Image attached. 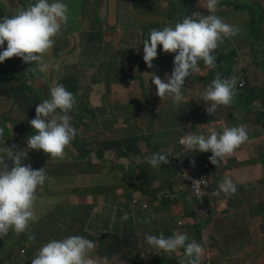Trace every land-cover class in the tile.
I'll list each match as a JSON object with an SVG mask.
<instances>
[{"label": "clouds", "instance_id": "obj_1", "mask_svg": "<svg viewBox=\"0 0 264 264\" xmlns=\"http://www.w3.org/2000/svg\"><path fill=\"white\" fill-rule=\"evenodd\" d=\"M131 1L137 5L143 0ZM201 1H204L205 6L200 8L196 5L198 11L191 16H185L182 22L175 21L171 25L152 29L140 46L139 58L143 55L146 66L153 68L152 62L157 56L163 58L164 65H168L169 59L164 58V54L174 55V67L171 75L166 78L167 82L155 73H146L157 89L156 95L161 100L171 98L170 104L176 110H180L177 108L182 106L193 105L204 111V123L214 124L213 127L208 125L206 131L193 134L189 127L194 123H180L179 130L183 135L172 149L143 157L151 167L163 169L178 157L188 155L191 168L179 173V177H183L190 185L194 198L205 200L209 192L206 189L207 180L213 173L221 172L228 161L233 159L235 151L247 142L248 132L247 126L243 124L224 127L222 130L220 123L214 118L217 109L230 106L236 89L245 85L240 86L242 73L235 74L232 71L230 75L225 74L227 69L232 70L229 59H226V43L240 35L242 30L235 22L221 14H215L221 8L233 9L236 0ZM67 4L64 0H36L34 4H29L16 14L2 16L0 63L16 65L14 72L25 66L35 65L32 68L34 73H47L49 65L44 59L52 54L55 40L59 39L57 36L67 25L68 17H72ZM244 5L237 8L245 10L253 6L249 4L248 7L246 3V7L242 8ZM254 9L253 6V13L249 16L251 18ZM94 17L99 19L97 13ZM102 28H99L101 35ZM92 37L95 36H91L90 40L96 45ZM226 60L229 61L228 65ZM222 63L226 66L224 70L220 69ZM234 76L236 80L233 79ZM188 77L193 80L209 78L199 101L190 100L191 93L187 88L190 82L185 81ZM72 93L75 92L63 81L53 83L47 94L30 106V111L36 112V115L30 121L34 134L28 136L27 146L23 147L22 143L19 146L17 138L12 137L8 141L10 147H7L6 153L0 155V238L7 236L9 232H14L17 236L25 233L38 220L40 213L45 212L41 210V205L50 177L44 162L64 160L75 142L80 140L77 129L71 123L70 113L75 110L76 104ZM153 104V109L145 110L158 109L154 101ZM151 116L155 119L154 114ZM197 120V125L203 123L200 119ZM3 133L4 129L0 128V137ZM199 153L204 156L202 164L192 158ZM39 156L44 159L37 158ZM191 169L194 171H189ZM235 192L236 185L233 180L225 177L219 190L211 194L218 197L223 193L224 196L231 197ZM121 219L128 220V214H123ZM180 221L190 222L191 226L194 222L190 218L189 221ZM180 231L182 230L171 233V237V234L163 233L146 235L145 242L154 254L162 255L164 252L171 256L183 250L179 264H201L205 255L204 247L194 240L189 242V237ZM34 239V236H29V240ZM95 247L94 242L83 236V231L68 234L66 238L51 240L41 246L31 264H100L90 255ZM103 264H109L107 257L103 259Z\"/></svg>", "mask_w": 264, "mask_h": 264}, {"label": "crops", "instance_id": "obj_2", "mask_svg": "<svg viewBox=\"0 0 264 264\" xmlns=\"http://www.w3.org/2000/svg\"><path fill=\"white\" fill-rule=\"evenodd\" d=\"M256 4L254 14L258 17V11L264 9V0H258ZM128 30L127 26L118 25L102 28V35L98 37L100 45H92L93 47L90 49L92 52L88 56L105 61L110 52L117 49L118 43L125 40L124 36ZM79 33L77 36L61 37L66 38L64 45L58 48L57 53L53 51L50 55L49 70L52 75L54 73L60 75L57 60L63 62L62 55L70 50V47L67 46L68 42L78 38ZM95 39L92 37V40ZM138 58L139 56H137ZM9 72H14V70L8 68L5 62L0 63V93L4 91L8 93L10 77H6V75ZM114 87L118 86L114 85ZM0 96L2 95L0 94ZM188 106L191 107L190 110L180 109L174 114L165 116H161L162 112L159 109L152 111L146 109L131 123H126L117 114L104 120H99V117L93 118L95 122L89 131L80 134V143L86 145V151H88L91 142L100 139L105 145L106 154H116L119 151L118 156L129 155L124 150L126 147L123 146L126 144V140L132 138L137 131L149 127L151 134H156L157 138L150 136L146 138L145 150L148 156L167 152L183 135L179 130L180 123H194L189 127V131L191 129L193 134L206 131L208 125L211 127L214 125L213 123H204V111L196 109L193 105ZM255 109L257 113L264 111V108L257 109L256 106ZM226 113L231 114L230 123H232L233 111H229L227 108L223 114ZM151 114L155 115L153 124L149 122ZM35 115L36 112L30 111L25 122H18L13 126L12 137L19 138L23 147L27 146L28 136L34 134L30 121L35 118ZM197 119L203 123L197 125ZM262 122H264V117L257 123L258 134L253 137L264 135ZM163 126H165V130ZM0 128L4 129L3 136L0 137V147H3L0 155H4L9 145L10 122L0 119ZM120 128L123 129L124 136L119 137L115 130ZM192 158L202 164L204 156L199 153L198 156H192ZM68 159L71 161L86 160L84 175L58 170L57 165L61 161L55 162L48 166L50 182L44 189L43 195L44 204L68 211L67 218L58 219V221L63 224H71L70 232L77 229L89 232L92 227L103 226L102 231L117 239L119 247H123L139 240L145 242L146 235H160L161 233L168 235L179 229L182 230L180 232L188 235L190 230L193 240L205 249L201 264H264V187L260 189L257 198L253 199V204H249L252 196L247 195L239 198L233 197L230 200L216 196L212 199L209 195L213 190H209L205 199L208 205L204 207V215L199 217V226L193 228L191 223L187 222L181 229L179 221H189V209L185 206V202L194 198L190 185L185 182L183 177H179V173L191 168V159L188 155H182L181 158L173 160L172 164L158 169L156 177L152 175L151 169L146 164H144L143 171L136 168L143 161L134 163V173H140L139 176L134 174L137 182L134 185L136 188L120 176L118 171L120 160L117 162L116 160L108 161L107 158L92 157L86 159L85 154L79 157L76 151ZM239 159L241 162L234 158L230 159L221 172H224L225 175L227 172L232 173L236 169L239 170L248 164L257 162H260L264 167V152H261L260 156L256 158L254 152L244 149L239 155ZM189 171H194V169ZM82 212L88 216L83 228H78L77 222L81 218ZM125 213L129 216L126 221L121 219ZM259 215L263 216V220L259 219ZM41 221H47L45 212L40 213V217L34 224L37 225ZM36 237L46 238V235L41 233L36 234ZM21 240L25 241V246L5 248V252L0 254V264L1 260L4 264H24L25 262L29 264L27 261L28 239L21 235ZM145 244L147 245L146 242ZM149 249V252L154 254L150 247ZM181 257L182 251L180 250L177 260L180 261Z\"/></svg>", "mask_w": 264, "mask_h": 264}, {"label": "rangeland", "instance_id": "obj_3", "mask_svg": "<svg viewBox=\"0 0 264 264\" xmlns=\"http://www.w3.org/2000/svg\"><path fill=\"white\" fill-rule=\"evenodd\" d=\"M28 1L29 0H24L23 2L22 0H0V18L14 11H16L14 13L16 14L21 10V7H25L24 4ZM66 1L68 2V10L71 9L72 17H68L67 25L62 28V33L57 37L60 38L67 35L77 36L80 32L81 49L78 54L74 55L71 59L66 58L63 62L57 60V68L60 69L61 72L59 76L57 73L52 75L49 68L47 73H34L32 68L35 67V65L25 66L21 70L9 72L6 75V77H10V86L7 90L10 94L5 91L0 93L2 95L0 96V119L4 122H10L11 129H8V138H12L13 136L14 124L25 122L28 119L31 107L25 106L26 99L30 97L33 92H35L34 96L40 94L43 97L55 82H62L64 79H68V77L76 78L77 84L79 85V106L74 116V121L78 134H81L89 131L93 126L95 122L93 117H99V120H104L117 114L121 116L126 123L134 122L145 108H154V95L150 90L151 86L150 82H148L150 78H148L149 76L147 74L162 72L164 75L167 74V76L165 75V78H167L172 73L175 56L168 53H165L163 56L169 59L168 65L159 67L157 63L153 61V68H148L146 66L147 69L144 70L143 67L136 66L138 63L137 56H139L140 46L152 29L171 25L175 21L182 22L183 18L187 16V13H182L178 14L175 20L169 19L166 13L169 8L170 0H143L137 5L132 3L131 0ZM174 1L177 3L178 0ZM195 1L196 5L200 8L205 6L204 1ZM244 1L245 0H236V6L233 9L221 8L219 12L215 14H221L227 19L235 22L242 30L240 35L232 40H228L226 43V53L228 55L226 59H229L233 73H242L246 83L245 87L252 90L257 87L264 90L263 80L255 76L258 72L263 74L264 71V16L261 14L257 18H253L255 20L253 21L255 32L250 36L249 25L251 17L249 16L253 13V6L245 10L237 8L238 6L244 5ZM257 2L258 0H247V6L249 7V4L253 5L254 3V7H256ZM94 4H96L95 8L93 6ZM96 13L99 19L94 17ZM114 25L127 26L129 30L124 36L125 40H121L120 43H118L117 49L110 52L109 57L105 61H100L89 56L81 57L82 47H84L85 53L92 52L90 50L91 47H93L92 41L90 40L91 36L96 37L93 43L100 45L98 39L101 35L99 32L100 27H110ZM112 43L116 44V42L113 41ZM44 60L50 65V55ZM82 62H86L87 65H83ZM258 66H261V70L263 71H261ZM130 67L137 71L135 75L140 81L132 80L128 76L125 77L126 84H120L119 81L114 79L109 80L118 68L117 76L120 78L121 72H127ZM225 67V63L220 65L221 70H224ZM233 79L236 80V77L234 76ZM141 81H143L144 85ZM185 81L190 82L187 87L191 93L190 100L199 101L204 89L209 83V78L193 80L188 77ZM77 84H71L72 92L77 91ZM114 85L118 87L115 88ZM32 102L34 105L36 104V97L33 98ZM167 105L172 106L171 104ZM255 106L257 109H263L264 103H253V109ZM185 107L186 106H182L177 109H184ZM156 108L158 107L156 106ZM235 108L237 111L232 114V127L241 124L247 126L248 140L243 144V147L246 151L254 152L256 158H258L260 153L264 152V135L258 137L249 136L253 126L244 122L246 115L245 112L242 111L243 109L250 110L251 104L246 103L242 98L240 106H236ZM84 109H88V111ZM226 109L227 107H221L220 112L223 114ZM166 114L167 111L163 110L161 116H165ZM149 122L152 124L155 123L153 116L150 117ZM163 129L165 130V126H163ZM115 132L119 137L124 136L122 128L115 130ZM148 136L157 138L156 134H151L149 127L137 131V133L133 135L132 138L127 139L126 144L123 145L126 147L124 150H126L129 155L121 154L120 156H118L119 151L116 152V154H106L104 151L105 145L100 139L91 142L88 146V148H90L88 151H86V145L80 143L78 139L69 155L57 165V169L84 175L86 160L71 161V159H68L75 151L79 157L85 154L86 159L92 157L107 158L108 161L116 160L117 162L120 160L118 163L120 176L134 187L137 183L134 174L137 176L140 175V173H134V163L143 161V164L146 163L149 169H151L152 175L155 177L158 176V169L151 167L143 159L144 156H148L145 150L146 138ZM8 146L10 147V144ZM55 162L57 161L48 160L44 162V164L48 167ZM230 175L236 185V192L231 197L239 198L243 195L252 196L249 204H253V199L257 198L260 189L264 187L263 165L260 162L248 164L242 169L234 170L232 173L227 172L225 177H229ZM209 196L212 199L214 198L211 192ZM231 197L223 195L217 198L230 200ZM41 210L45 211L47 222L51 224L53 229L58 231L59 237L82 232L81 229L70 232L72 227L71 224H62L59 222L56 218L66 219L69 214L68 211L55 209L53 206L44 204V197L42 199ZM259 219L263 220V216L259 215ZM187 236L189 237V242H191L193 240V234L190 230ZM25 244V241L21 240V234L17 236L14 232H9L7 236L0 238V254L5 252V248H21L24 247ZM135 261L141 262L137 259ZM1 264H4L2 260ZM24 264L28 263L25 262Z\"/></svg>", "mask_w": 264, "mask_h": 264}, {"label": "trees", "instance_id": "obj_4", "mask_svg": "<svg viewBox=\"0 0 264 264\" xmlns=\"http://www.w3.org/2000/svg\"><path fill=\"white\" fill-rule=\"evenodd\" d=\"M23 1L24 0H22V2ZM35 2L36 0H29L28 2L24 4L25 7H21V9H24L29 4H34ZM49 2H52V0H49ZM246 3L247 1L245 0V5L242 6V8L246 7ZM93 6L96 7V4H94ZM197 11H198V8L196 7L195 0H178L177 3L174 0H170L169 8L166 14L169 19L175 20L178 14L187 13V16H191ZM15 12L16 11H14L13 13ZM258 14L259 16L261 14L264 16V9H261L260 11H258ZM253 18L254 19L257 18L255 14L252 16L250 25H249L250 26L249 27L250 36H252L255 32V26L253 24V21L255 20ZM65 41H66V38H59L55 40V44L53 47V50L55 53L58 52V48L61 45H64ZM80 42H81V35L79 33L78 38L73 39L72 41L68 42L67 46L70 47V50L67 53L62 55L63 60L66 58L71 59L74 55L78 54V52L81 49ZM88 54L89 53L87 52L85 53V49L84 47H82L81 57L88 56ZM153 61L156 62L159 67H162L164 65L163 58L159 56H157V58L154 59ZM225 63L228 65L229 61L226 60ZM82 64L87 65L86 62H82ZM116 64L118 66L117 60H116ZM15 66L16 65H11V66H8V68L14 69ZM136 66L143 67L144 70L147 69L146 64L143 60V55L140 58H138V63ZM258 68L261 70V66H258ZM118 69L115 70V74L111 76L109 80L114 79L116 81H119L120 84H126L125 77L127 76L132 80H139L136 78L135 73L137 71L134 68L130 67L127 72L125 71L121 72L120 78L117 76ZM231 73H232L231 69H227L225 71V74L227 75H230ZM155 74L158 75L164 82H167V79L165 78L162 72H157ZM255 76L258 78H261L264 83V71H263V74L258 72L257 74H255ZM141 82L143 83V81ZM148 82H150V86H151L150 90L152 91L154 95V102L156 106L158 107V109L161 112H163V110H166L167 115L178 112V110L167 105V104H170L171 98L166 97L165 99L161 100L156 95L157 89L155 85L152 83L151 79H149ZM63 83L71 89V84H77V80L75 77H68V79L63 80ZM78 91H79V85L77 84V91L75 93H72L76 99V104L74 106L75 110L72 113H70V115L72 116L71 123L74 128H76L74 116L76 112L78 111V106H79ZM8 94L10 93L8 92ZM34 95H35V92H33L32 95L26 99L25 101L26 107L32 106L34 104L32 102L33 98L36 97V101H38V99L42 97V95L40 94H36V96ZM242 98L246 103L251 104L250 110L243 109L242 111L245 112V115L247 117L244 122L251 124L253 126L249 134L250 137H253L254 135L258 134L257 123L261 121L262 117H264V111L257 113L255 107L253 109L252 106H253V103L255 104L256 102H264V90H261L257 87L254 90H252V89L245 87V85L242 88H237L232 104L227 107L228 110L233 111V112L237 111L235 107L240 106V102ZM190 109H191L190 106H186L183 110H190ZM84 110L88 111V109H84ZM219 110H220V107L217 109L216 115L214 118L220 123L222 130L224 127H232V123H230L231 114L230 113L220 114ZM93 118H96V117H93ZM262 127L264 130V122H262ZM77 135L80 137V134H77ZM16 142L18 143L19 146H21L19 138L16 139ZM2 149L3 147H0V151ZM243 150H244V147L243 145H241L240 148L237 149L235 153L233 154V158L237 160L238 162H241L239 159V155L241 154ZM37 158L44 159L43 157H40V156ZM143 167H144V164L140 163L139 165H137L136 168L138 170L143 171ZM229 177L232 178L231 175ZM224 178H225L224 172L213 173L210 176V178L207 180L206 189L208 191L209 190L218 191L219 185L222 183ZM221 195L223 196L224 194L221 193ZM206 205H208V203L205 200H200L197 198H191L185 202V206L189 209V213H188L189 218L194 220L191 227L197 228L199 226V223H200L199 217L203 215L201 210H203ZM87 216L88 215L85 212L81 213V218L77 222L78 228H83V225L86 221ZM102 229H103V226H96V227H92L89 232H83V236L89 239L90 241L94 242V244L96 245L95 249L92 251L90 255L94 261L99 262L100 264H103V259L105 257H107L109 264H125L127 262H130L131 264H172V263L179 264V261L177 260L179 252L173 253L171 256H169L168 254L164 252H162V255L153 254L152 252H149L150 250L149 247L145 244L144 241H141V240L133 242L129 245H125L123 247H119V243L117 239H115L113 236H110L108 233H104ZM41 233L45 234L46 238L36 237V234H41ZM58 234H59L58 231L53 229L51 227V224L47 221H41L37 225L32 224L25 233L21 234L25 239H28L29 248H28L27 261L29 262V264H31L32 259L35 257V254L37 253V251L40 249L41 246H43L44 244L48 243L51 240H60V239L66 238L68 235L67 234L62 237H59ZM29 236H34L35 239L29 240ZM136 259L140 260L141 262L135 261Z\"/></svg>", "mask_w": 264, "mask_h": 264}, {"label": "built area", "instance_id": "obj_5", "mask_svg": "<svg viewBox=\"0 0 264 264\" xmlns=\"http://www.w3.org/2000/svg\"><path fill=\"white\" fill-rule=\"evenodd\" d=\"M240 80H241V82H240V86H243L244 84H245V82H244V79L240 76ZM202 211V213H203V215H204V213H205V210L203 209V210H201ZM185 224V222L184 221H179V226H180V228L183 226ZM22 252H24V251H22Z\"/></svg>", "mask_w": 264, "mask_h": 264}, {"label": "bare ground", "instance_id": "obj_6", "mask_svg": "<svg viewBox=\"0 0 264 264\" xmlns=\"http://www.w3.org/2000/svg\"><path fill=\"white\" fill-rule=\"evenodd\" d=\"M171 115V114H170ZM172 117V116H171ZM173 119H175V118H173ZM172 121V120H171ZM167 126V125H166ZM172 126V125H171Z\"/></svg>", "mask_w": 264, "mask_h": 264}]
</instances>
